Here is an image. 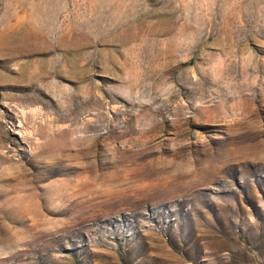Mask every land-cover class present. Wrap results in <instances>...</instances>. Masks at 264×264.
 Wrapping results in <instances>:
<instances>
[{"label": "rangeland", "instance_id": "374dc122", "mask_svg": "<svg viewBox=\"0 0 264 264\" xmlns=\"http://www.w3.org/2000/svg\"><path fill=\"white\" fill-rule=\"evenodd\" d=\"M0 264H264V0H0Z\"/></svg>", "mask_w": 264, "mask_h": 264}]
</instances>
